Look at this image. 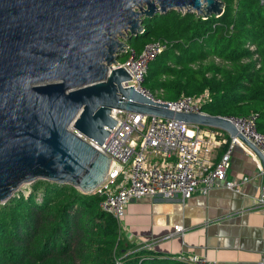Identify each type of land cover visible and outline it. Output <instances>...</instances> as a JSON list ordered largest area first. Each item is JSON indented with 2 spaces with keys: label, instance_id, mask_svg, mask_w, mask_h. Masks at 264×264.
Returning a JSON list of instances; mask_svg holds the SVG:
<instances>
[{
  "label": "water",
  "instance_id": "95a60500",
  "mask_svg": "<svg viewBox=\"0 0 264 264\" xmlns=\"http://www.w3.org/2000/svg\"><path fill=\"white\" fill-rule=\"evenodd\" d=\"M222 0H0V202L39 180L91 193L107 177L113 109L221 129L264 153L221 115L172 110L134 86L123 58L144 17L221 15ZM86 137L87 139H85Z\"/></svg>",
  "mask_w": 264,
  "mask_h": 264
},
{
  "label": "trees",
  "instance_id": "16d2710c",
  "mask_svg": "<svg viewBox=\"0 0 264 264\" xmlns=\"http://www.w3.org/2000/svg\"><path fill=\"white\" fill-rule=\"evenodd\" d=\"M222 2L219 16L173 9L144 17V32L128 43L142 50L154 40L168 42L144 82L163 99L208 91L204 111L257 113L264 133V0ZM31 186L29 194L0 202V264H185L123 239L97 195L47 180Z\"/></svg>",
  "mask_w": 264,
  "mask_h": 264
},
{
  "label": "built area",
  "instance_id": "2783aa9c",
  "mask_svg": "<svg viewBox=\"0 0 264 264\" xmlns=\"http://www.w3.org/2000/svg\"><path fill=\"white\" fill-rule=\"evenodd\" d=\"M167 47L168 42L160 39L147 43L142 50L128 45L125 59H119L115 65L124 67L131 76V80L123 85L134 86L147 97L169 105L172 110L209 114L203 109L211 99L208 91L198 96L182 95L176 100H166L161 97L162 92L154 93L145 86L150 63ZM112 116L118 122L102 145L84 138L112 160L106 179L89 194L97 195L99 207L119 223L132 200L179 195L187 201L196 192L208 195L220 186L241 192L242 185L251 177L244 176L240 182L227 178L235 146H242L258 163L262 181L256 206L264 210V170L255 152L240 137L217 128L121 109H113ZM224 117L264 153V133L257 128V113L245 117ZM223 144L227 148L214 162L213 154ZM183 229L182 225L175 226L178 232ZM173 257L185 264H217L199 254ZM257 264H264V255Z\"/></svg>",
  "mask_w": 264,
  "mask_h": 264
},
{
  "label": "crops",
  "instance_id": "0c3cea01",
  "mask_svg": "<svg viewBox=\"0 0 264 264\" xmlns=\"http://www.w3.org/2000/svg\"><path fill=\"white\" fill-rule=\"evenodd\" d=\"M226 148L214 152V162ZM244 176L251 179L241 192L220 186L187 201L179 195L132 200L119 223L121 236L162 256L199 254L217 264H257L264 255V210L256 206L262 177L256 159L235 146L227 178L240 182ZM177 225L183 231H176Z\"/></svg>",
  "mask_w": 264,
  "mask_h": 264
},
{
  "label": "rangeland",
  "instance_id": "374dc122",
  "mask_svg": "<svg viewBox=\"0 0 264 264\" xmlns=\"http://www.w3.org/2000/svg\"><path fill=\"white\" fill-rule=\"evenodd\" d=\"M32 191V186L28 185V186H24L21 188L20 192L24 193V194H29V192ZM40 197V196H39ZM3 204V203H2Z\"/></svg>",
  "mask_w": 264,
  "mask_h": 264
}]
</instances>
